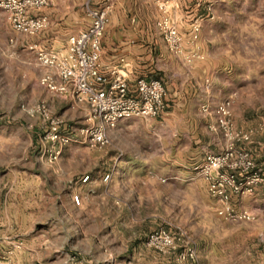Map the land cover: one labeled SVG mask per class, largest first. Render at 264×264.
I'll return each mask as SVG.
<instances>
[{
    "label": "rangeland",
    "instance_id": "1",
    "mask_svg": "<svg viewBox=\"0 0 264 264\" xmlns=\"http://www.w3.org/2000/svg\"><path fill=\"white\" fill-rule=\"evenodd\" d=\"M86 1L81 4L79 27L70 29L74 32L88 23ZM200 2L199 6H204L205 10L201 13L198 44L204 58L193 63L196 67L192 72L165 43L156 25L159 10L156 13L149 6V11L140 13L144 25L149 26L142 28L148 32L149 42L141 35V28L140 32L133 30L139 38V47H146L145 54L152 55L153 59V71L141 76L162 79L166 85L167 106L164 111L157 117L120 121L110 132V143L104 147H88L83 141L68 145L54 163H47L41 155L38 134L45 128V121L40 115H29L27 110L44 101L50 114L63 118L69 130L79 127L84 117L78 113L75 115L69 106L65 108L64 103L59 102L64 101L63 98L53 96L50 102L47 100L50 94L38 83L43 68L28 48L31 38L15 32L0 12V229L10 246L4 253L10 250L13 256L18 251L21 264H38L32 259L34 253L31 250L37 248L39 252L40 246L36 244L43 239L67 246L82 243L84 237L74 234L64 237L58 233V228L54 229V226L64 225L69 230L73 226L72 218L79 216L80 212L69 206V200L79 193L82 183L87 185V182H81L80 175L87 173L90 180L98 179L109 184L114 175L119 187L127 181L125 177L130 176L131 168L142 169L147 164V168L151 166L154 173H160L164 178L158 181V185L154 182L141 187V207L144 209L141 208L139 215L145 216L144 232L139 240L130 241L131 246L143 244L144 250H150L153 257L161 259L160 264H175V253L172 256L158 254L145 244L149 232L168 227L173 231H185L187 240L194 246L196 260L187 262L264 264V0ZM219 4L231 7L230 16L238 18V25L232 24L228 29L207 27L204 34L203 20ZM127 11L115 14L114 21L123 19L126 22L132 16H139L135 11ZM110 16L111 13L104 38L117 26ZM54 30V40L61 42L63 37L59 29ZM178 30L184 38L186 52H191L194 46L190 41V28L178 27ZM226 30L230 35L229 50L223 40ZM209 35H216L217 41L209 39ZM51 45L58 47L61 44L52 42ZM225 97L231 98L233 128L249 134V139L237 142L236 148L249 153L253 166L248 173L259 177L248 190L228 192L233 216L226 213L222 201L209 193L203 179L192 169L208 153L224 149L226 135L210 126L215 122L216 104ZM202 105L208 107L209 113L202 112ZM176 168L182 175L188 171L185 180L191 182L189 188H186L188 182L174 179ZM107 173L110 178L103 181ZM235 175L239 180L245 176L241 172ZM43 180H46L45 184ZM165 181L182 183L171 188L176 196L168 197L167 188L172 185ZM155 189L162 191L160 203L153 199ZM96 192L90 187L82 190L83 195ZM129 194L126 190V195ZM187 197L188 201L194 198L195 202H180ZM243 210L248 211L250 219L238 217ZM60 219H63L62 223H59ZM66 252L68 263L77 260L78 254ZM142 254L149 260L147 264L154 261L148 252Z\"/></svg>",
    "mask_w": 264,
    "mask_h": 264
},
{
    "label": "built area",
    "instance_id": "2",
    "mask_svg": "<svg viewBox=\"0 0 264 264\" xmlns=\"http://www.w3.org/2000/svg\"><path fill=\"white\" fill-rule=\"evenodd\" d=\"M159 9L156 25L169 49L185 64L191 65L204 58L199 50L198 37L201 17L190 25V41L194 47L186 52L184 38L178 30L174 14L169 10V0H154ZM203 0H197L201 5ZM49 0H0V12L10 27L17 33L34 37L48 26V17L39 11ZM113 0H89L85 9L89 18L87 25L71 34L58 47L29 41L28 48L43 68L38 77L39 85L50 95L63 98L77 106L85 107L83 123L69 130L63 118L52 116L47 104L40 101L27 110L29 115H40L45 128L38 134L41 155L47 163H54L64 147L82 141L88 147L101 148L110 143V132L120 121L129 118L157 117L167 106V88L162 79L137 76L129 78L124 68L109 69L105 73L101 63L103 36L109 21ZM209 11L210 7L207 6ZM123 62V59H120ZM120 70L122 72H120ZM209 113L206 105L201 106ZM215 122L212 130L226 135L224 149L208 153L201 163L193 165L194 173L207 184L209 193L222 201L226 213L233 216L228 192L239 193L258 182L257 175H249L252 161L247 151L238 150L237 142L247 141L249 134L233 128L231 121V98L221 99L214 108ZM68 129V130H67ZM245 174L239 180L235 173ZM110 174L103 176L108 180ZM90 176L83 175L81 182H88ZM79 205L81 197L71 196ZM239 218L250 219L243 210ZM145 244L158 254L175 253V264L196 260L194 246L187 240L185 231H173L158 227L146 236ZM15 247H18L16 245ZM12 252L0 254V264H9Z\"/></svg>",
    "mask_w": 264,
    "mask_h": 264
},
{
    "label": "crops",
    "instance_id": "3",
    "mask_svg": "<svg viewBox=\"0 0 264 264\" xmlns=\"http://www.w3.org/2000/svg\"><path fill=\"white\" fill-rule=\"evenodd\" d=\"M88 1L89 0H87L86 3ZM82 2L83 0H49L48 4L39 11L41 14H45L48 17V26L38 35L30 37L31 41H37L41 44H47L48 42H50L49 44L52 42L61 44L65 42L67 36L74 32L70 29L79 27L77 22L82 19ZM169 5V10L174 14L177 26L181 28H190L195 18L198 16L201 17V13H204L205 10L204 6L200 7L198 5L197 0H169ZM149 6H152L156 13L159 10L154 0H113L110 18H113V23L117 22V26L113 28L105 38L103 36L102 43L104 46L101 55V63L105 73H109V69L121 67L126 70V74L129 78H133L153 71L152 55L145 54L147 50L146 47H139V38L135 33L138 31L140 32L139 28H141V35L145 36L146 42L150 41L151 38L148 32H144L142 29L145 27L149 28V26L144 25L142 20L143 17H140L141 12L149 11ZM121 11H135L139 13V16H136L137 18L132 16V18L126 22L123 19L114 21L115 14ZM230 11L231 7L227 4L222 6H220V4L216 5L211 15L208 18L205 17L203 20V33H207V27L210 29H216L218 27L228 29L232 24L237 26L239 20L237 17L230 16ZM231 19H233V22H231ZM109 22H111V20H109ZM54 29H59V33H61L60 35L63 37L61 42L54 40ZM133 30L135 32H133ZM208 38L212 39L214 42L217 41L216 35H209ZM229 39L230 35L228 34V30H226V37L223 38V40L224 42L226 41L227 50L230 48ZM120 59H123V62ZM182 64L190 71L196 67V62L191 65H186L183 62ZM120 72L122 71L120 70ZM47 96V100L50 102L53 96ZM59 102H63L65 108L69 106L71 112L75 115L78 113L79 116L82 115V117H84V106L79 107L65 99L64 101L59 100ZM146 165L147 164L143 165L142 169H140V167L131 168L133 171H130V176L128 178H126L127 176L125 177L127 181L123 182L119 187L116 184L114 175H112L110 179V184L102 183L98 181V179L92 180V178L86 183L87 185L84 186L82 183L79 187V193H75L81 196L80 204L76 205L73 203L72 199L69 200L71 209L81 213H79V216L72 218L73 221L71 223L73 226L69 229L70 231L67 226L64 225L58 227L54 226V229L58 228V233H61L64 237L70 234L84 237L82 243L75 246H67L65 243L58 245L52 240L43 239L36 244V246H40L39 252L37 248L31 250L34 253L32 254V259H36L38 264H147L149 260H147L146 255L144 256L142 253L148 252L150 254L149 258L154 260L150 261V264H160L161 259L153 257L154 253L152 254L150 250L145 249V251L143 244L135 246H131L130 244V241L139 240L141 234L144 232L142 224L144 223L145 216L139 215L141 208L144 209V206L141 207V202L143 200L140 192L141 187L144 188L154 182L157 184L160 179L164 178V175L154 173L153 171L155 169L151 170V166L147 168ZM184 166L185 165H183V167ZM174 168L175 167H172V169ZM177 169L179 168H176L177 172L174 173V179L184 183L188 182L185 180L188 177L186 176L188 171L185 170L184 172L187 174L182 175V173H179L180 170ZM85 174L87 173H83V175ZM83 175H80V180ZM176 181H165L168 182L167 185H172V187L167 188L169 190L168 197L175 195V192L171 189L173 186L178 183L182 184ZM42 182L45 184L46 180ZM203 183L205 186L207 185L205 181H203ZM96 185H98L100 189L96 187ZM190 185L191 182H188L186 188H189ZM84 187H90V190H96L98 193L96 192L94 195H83L82 190ZM159 187L161 189L164 188L162 184H160ZM119 188H125L131 195H126V190H120ZM158 189H155L153 199L160 203L163 194L161 189L160 191H158ZM188 199V197L186 199H181L180 202L191 204L195 202L194 198H192L191 201H188ZM176 201L179 200L176 199ZM133 211L135 212L133 213ZM62 222L63 219H60L59 223ZM141 227H143V230ZM3 237L2 229H0V254H3L6 248H10L9 242ZM24 250H26V248ZM66 251L78 254L77 260L68 263V254ZM170 254V256H172L174 252ZM20 258L21 256L18 254V251H15L9 264H21ZM198 258L197 255V260ZM185 264H197V261L194 263L186 262Z\"/></svg>",
    "mask_w": 264,
    "mask_h": 264
}]
</instances>
